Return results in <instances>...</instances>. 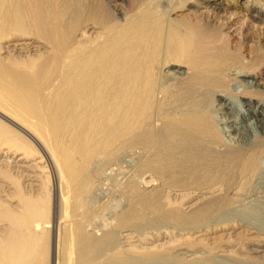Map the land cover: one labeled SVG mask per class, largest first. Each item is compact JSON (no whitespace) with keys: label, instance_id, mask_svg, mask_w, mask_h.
<instances>
[{"label":"bare ground","instance_id":"obj_1","mask_svg":"<svg viewBox=\"0 0 264 264\" xmlns=\"http://www.w3.org/2000/svg\"><path fill=\"white\" fill-rule=\"evenodd\" d=\"M234 1L0 0V264H264V66L224 34ZM122 146L146 159L107 217L88 169Z\"/></svg>","mask_w":264,"mask_h":264},{"label":"rangeland","instance_id":"obj_2","mask_svg":"<svg viewBox=\"0 0 264 264\" xmlns=\"http://www.w3.org/2000/svg\"><path fill=\"white\" fill-rule=\"evenodd\" d=\"M255 2L257 4V7L261 10L262 9V5H263L262 3H264V0H255ZM224 5H228V3H224ZM230 5H231L230 10H232L235 13H237V15L235 14L234 16H232L231 13H229V15H227V17L231 18V21H233L235 23V25L231 29H224L223 30L224 34H226V37H228V42H229L230 46H232L236 50H239V53L245 59L255 58V59H253V61H251L252 63L250 62V64L253 65L254 63H256V64L258 63V67L264 66V27L263 26H258L257 24L254 25L252 22H249L247 20V16H246L247 14L244 12V9H242V4L240 3V0L237 1V2L235 0L232 4L229 3L228 6H230ZM190 6L191 5L187 4L184 7V9L178 11L177 14L178 15H183V16L191 15L196 10H200L201 12H206V8H204L203 5H200L199 7L198 6L197 7L194 6V8L189 10L188 7H190ZM262 11H264V10H262ZM234 29H236V31H234ZM256 52H259L260 56L256 57L255 56ZM260 80L264 84V76H262L260 78ZM262 96L264 97V94H262ZM232 139L233 138H231V139L229 138L228 140L229 141L231 140L230 143L235 145L237 137H235L233 140ZM122 147H124V148L121 149ZM122 147L119 148L118 151L116 149V151H117V152L115 151L116 153L114 152V150H112V152H114L115 154L110 152L111 154H113V156L115 155L114 157L113 156L109 157L111 154H109V156H108V154H104L105 156L100 155L99 156L100 158L99 157H97V158L95 157L96 160L93 159V162H91L90 165H89L90 169H88V170H90L89 171L90 174L93 173V176H94V173H95V177H93L91 175L93 177V180L91 179V184L92 185L90 184L91 187L89 186L91 189L89 188L90 191L88 190L89 194L87 193L88 195H86V199L89 200V203H91V204L94 203L93 205L97 204L98 202H99V205H100V204L106 202V200H107V202H109V204L111 205V206L109 205L110 207L108 206V208L110 210H108V208L106 210V212H108V213H105L107 217H114L116 215V212L118 213L121 210H123V207L125 208V206H126L125 203L128 202V199H129L128 198L129 195L126 193L127 192L126 189H128L127 188L128 184H129L128 182L131 181L130 177L132 179V176L134 174H136L135 171H134V170H136L135 168H138L140 166V163L143 162L142 160L144 159V161H145V159H146V158H143V157H141V159L139 158V156H140L139 154L142 153L141 154L142 156L145 155L143 152L139 151L140 152L139 153V152H136L134 149H133L134 150L133 151L128 146H122ZM37 148H38V146H37ZM128 148H130L131 150L128 149ZM135 152L138 153V155ZM134 154H135V156H133ZM106 155L109 157L108 161H106L107 158H108V157H106ZM101 156H103V157H101ZM111 158H113L114 160L111 159ZM98 159H100V160H98ZM139 160H140V162H139ZM97 161L98 162L100 161L99 162L100 164ZM110 163H111V165H110ZM137 163H139V165H137ZM95 164H97V165H95ZM136 165L138 167H136ZM94 166H97V167H94ZM109 171L112 172V173H110ZM132 171H133L134 174L132 173ZM130 172H131V174H129ZM113 175H114L115 178H112ZM129 175H130V177L128 178L127 176H129ZM134 176L136 178V175H134ZM126 178H128V179H126ZM137 178H138V176H137ZM110 179H112V180H110ZM114 179H116V181ZM117 179L121 180V181H118ZM102 180H103V182H102ZM112 181H115V182H112ZM122 181H124V182H122ZM104 182H107V183H104ZM120 182H121V184H120ZM103 183H104V185H103ZM115 183H117L120 186H118L117 184L115 185ZM126 183H127V185H126ZM109 185H111V186L109 187ZM105 186L107 187V189H106ZM122 186H123L124 189L122 188ZM124 186L125 187L127 186L126 189H125ZM114 188L118 189V190L116 191ZM120 188L123 189V191L119 190ZM120 192L122 194H125V195H123V197H122L121 196L122 194L121 195L119 194ZM108 194L110 196L112 194V196H111L112 197V203H111V199H110L111 197ZM126 195H128V196L126 197ZM125 198L126 199L128 198V199L126 200ZM117 199H118V201L120 200L119 203H118ZM97 205H95V206H97ZM110 213H111L112 216H109Z\"/></svg>","mask_w":264,"mask_h":264}]
</instances>
